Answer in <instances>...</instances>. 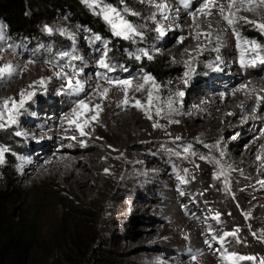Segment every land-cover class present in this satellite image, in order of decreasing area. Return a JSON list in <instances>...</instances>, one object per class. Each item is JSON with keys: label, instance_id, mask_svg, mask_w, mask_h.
<instances>
[{"label": "bare ground", "instance_id": "bare-ground-1", "mask_svg": "<svg viewBox=\"0 0 264 264\" xmlns=\"http://www.w3.org/2000/svg\"><path fill=\"white\" fill-rule=\"evenodd\" d=\"M228 1L216 0V3L224 6ZM156 2L167 4V19L147 0L144 3L140 0H126L123 6L116 8L127 7L138 12L140 15H127L126 18L139 31L142 28L132 21L133 18L147 21L155 29L161 27L165 30L168 37L153 45L149 52L156 55L167 49L165 53L176 64L181 79L167 83L157 79L155 84L159 88L155 89L151 81L145 83L142 73L129 71L123 76L109 75L113 81H131L128 88L131 99L128 103H124L123 86L119 88L109 84L104 78L106 70L97 66L99 58L86 49L83 54L87 57L88 68L97 67V71L96 74L90 72L88 76H82V73L74 77V80L78 78L84 82V90L72 93L67 90L65 81L55 75L61 69L52 68V62L44 67L39 63L28 62L29 51L23 55L20 54V48L10 52L0 43V66L11 63L17 70L12 78L0 80V86H3L0 90V110L5 112L2 122L6 128L14 129L16 126L8 122V116L12 114L7 111L12 107L11 101L6 107L3 102L9 98L18 102L21 90L35 92L31 99L25 97V104L38 101L37 91L41 86L34 85V82L41 78H50L46 84L62 81L65 89L63 93L68 98L66 103L53 99V103L61 104L62 111L50 113L52 127L42 119V114L33 116L30 125L26 126L39 143L33 153L31 149L35 144L25 142L20 148L26 153L22 159L23 168H26L22 180L30 184L47 181L66 184L68 190L82 203H97L100 211L97 213L96 227L103 230L110 214L108 199L112 190L121 189V183L129 180L126 178L130 173L135 174L144 161H147L148 169L155 170L153 163L146 158L148 147L157 143L185 144L186 149L190 150L189 155H192L191 160H185L189 161V167L184 165L171 170L172 183L178 184L172 190L180 192L181 197L176 198L172 192L168 202H175L176 206L166 205L158 209L164 210V214H151L147 217L149 223L143 233L139 234L142 242L130 251L150 249L153 252L158 249L156 242L166 239L168 243L164 245V253L170 250L172 242L176 243L172 255L175 264H229V258H232L234 264H241L237 256L252 257L243 260L261 264L264 261V70L258 68L257 63L262 61V48L256 46L251 49L257 57H253V54L245 55L243 49L238 50V45V51L232 50L233 46H228V43L235 38L229 32L235 25L229 26L217 7H212L211 15H207L208 9L203 8L204 0H187V7L182 0ZM179 6V11H176ZM246 7H253L254 10L246 11ZM261 7L264 4L259 0H252L251 5L246 4L239 11L233 8L232 11L239 18L246 17L250 21L264 24V21L260 22L264 18V12L259 10ZM228 12L229 8L225 15ZM154 15L155 19H151ZM155 29L153 38L158 35ZM87 38H81L82 48L86 44L90 45ZM208 47L219 53L221 59L223 51H227V64L213 71L210 77L196 78L190 66ZM94 50L99 51L98 45L94 46ZM77 56L81 57L80 54ZM70 63L71 60L65 65ZM63 71L72 74L68 66ZM137 84H144V89L136 91L134 86ZM30 85L34 87L29 88ZM97 85L100 91H97ZM104 88L108 89L106 98L102 96ZM149 90L153 91L151 119L142 109L133 106L136 100L142 105L147 104ZM179 93H183V96ZM118 94L120 99L116 100ZM47 100V97H43L41 101ZM79 100H85L89 108L100 105L97 118L90 120L87 126L82 121L94 114L87 109L79 110L85 115L76 117L75 123L65 119L71 116ZM157 106L161 109L160 115H156ZM24 108L19 109L15 120ZM32 109L38 111L41 106L37 104L26 111ZM241 118H246V121H240ZM76 123L88 128L82 137L89 142V146L83 147L80 136L73 135L79 132ZM154 124L159 127H153ZM250 126L252 129H249ZM232 130L235 131L232 135L237 134L238 138L232 140L229 146H222L228 138V132ZM251 140L252 144L247 145ZM207 143L213 146L210 148L212 153L218 152L221 155L219 161L226 165L225 171L214 164H205L203 157L194 153V148L206 150ZM0 149L6 147L0 146ZM230 149L233 153L225 157ZM6 155L7 151L3 153V160ZM238 156L242 157L238 159ZM6 165L5 162L0 164V168L4 169ZM177 173H181L184 180H178ZM168 186L172 187L170 184ZM186 199L190 202L186 203ZM140 205L134 203V209H140ZM260 212L262 215L258 216ZM217 213L219 220L214 218ZM169 220H173V223L166 224L164 230L160 231L157 222ZM225 233H235V236H225ZM146 236H149L147 241ZM159 255L143 252L136 264H172L163 262L165 254Z\"/></svg>", "mask_w": 264, "mask_h": 264}, {"label": "rangeland", "instance_id": "rangeland-1", "mask_svg": "<svg viewBox=\"0 0 264 264\" xmlns=\"http://www.w3.org/2000/svg\"><path fill=\"white\" fill-rule=\"evenodd\" d=\"M74 1L82 7V9L98 18L104 24L107 31L106 33L112 37L114 43L126 47L122 56L125 64L124 62H114L112 60L110 54L111 50L107 45L109 49V63L112 65L113 70H106V74L104 75L106 81L110 80L109 75L115 74L123 76L129 71H132L134 74L142 73L144 75L147 73L144 70L138 69L137 65L140 61L149 60L143 56L140 60H137L135 59V56L140 55V49H145L149 52V49L153 45L162 42L168 37L167 33L163 36H160L158 33L157 38H153L152 33L155 27L150 25L147 21H137L133 18L132 21H134L135 24L143 26L141 27L142 31H140L143 33L142 36H135L130 40L113 36L108 25L100 17L94 15L92 10L82 3L81 0ZM125 2L126 0H123V3H121V0H105V3L110 4L113 7L123 6ZM179 9L180 6L176 11H179ZM227 9L228 3L224 5V14ZM259 10L264 12V7L259 8ZM247 14L255 17L251 12H247ZM68 15L67 11H60V14L54 21L44 23L40 26L38 29V35L40 38H32L20 43L8 39L6 25L0 22V25L4 26V39L0 40V43H2V45L10 52H15L17 48H20V54L23 55L29 51V55L27 56L28 62L39 63L43 67L49 64V62H52L50 65L52 68L55 67L54 69H61L59 65H65L66 62L70 61L69 57L61 59L59 56L60 53L68 52L74 53L75 55L80 54L82 60H80V62L71 60L70 64L74 65L75 68L77 67L76 69L82 68L83 71L80 73V75L83 73L82 76H88L90 72L96 74L97 67L88 68L87 57L83 52L86 49L90 51L94 57L100 59L105 40L95 41L93 37L97 34L81 27V24H71L67 20ZM263 21L264 18L260 19V22ZM233 24L235 25V28L232 29L229 34L235 39L228 43V46H233L232 50L234 51L243 49L245 55L253 54V50L251 49L258 46L262 48L261 60L264 61V31H261L256 26L258 23H248L244 19H239V17L236 16ZM45 26L52 28L53 32L49 34L44 30ZM57 29L66 30V34L61 35L59 31H56ZM163 31L165 32L164 29ZM247 32L255 34L260 40L248 37L246 35ZM237 33L239 34V39L237 38ZM83 36L88 37L87 39L90 42V45L86 44L84 45V48H82L80 42ZM170 42H168V44H170ZM97 45L99 51L94 50V46L97 47ZM237 45L238 50H236ZM166 50L164 49L161 54L156 55L149 52L153 57L151 60H164L166 66L165 70L170 71L168 74L159 77L162 79L159 81L166 83L175 80L180 81L181 73L176 71V64H174L170 57L166 55ZM228 55L227 51H223L222 56L224 59H221L219 53L214 51L211 47H208L204 54L190 66V69L192 72H195L194 77L196 78L210 77L213 71L219 69L221 65L225 63L227 64V60L225 59L229 57ZM252 56L257 57V54H253ZM257 64L258 68L264 70V63L260 61ZM156 80L157 79L155 78V81ZM62 86V81H53L46 84L45 87H40L37 91L38 101L24 105V110L16 119V127L14 129L6 127L0 128V146H4L7 149V155L4 157V162L7 165L4 169L0 168V186L13 184L22 190L37 187L42 191L40 194L43 199L38 206L39 214L35 218L31 216L26 217V222L22 226L25 231L27 245L28 247H31L28 254V264H136V260L140 254L147 251L158 255L165 254V261L163 260V262L175 264L176 260L173 259L172 255L176 243L172 242L170 250L164 253V245L168 243L166 239L158 240L156 242V248L158 249L153 252L150 249H137L132 252L130 250L131 248L137 247L142 242L140 240L141 235L139 234L143 233L149 223L147 217L151 214L156 216L164 214V210L158 209H161L166 205L175 207V202H168L169 195H171L172 192H174L176 198L181 197L180 192L172 190L178 184L175 182L172 183L173 178L171 170L176 169L177 167H183L184 165V167H189V161L185 160H191L192 155H189L190 150L185 151V144L175 145L157 143L148 147L146 158L153 163L155 170L148 169L146 166L147 161H144L142 166L136 170V175L130 173V176L126 178H129V180H125L127 183H121V189L112 190L108 199L110 214L107 218V225L103 230H99L96 227L97 213L100 211L97 203H82L68 190L66 184H60L53 181L30 184L29 182L22 180V176L25 175L24 171L26 170V168H23L24 165L22 159L26 157V153L20 148L25 145V142L28 144H35V147L31 149L33 153L38 149L36 145L39 143V140L33 138L34 136L33 133L30 132V129H26V126L27 124L30 125L31 118H33V116L35 117L37 114L43 115L42 119L49 124V127L53 126L50 113L62 111L61 104L53 103V99H58L60 102H68L67 96L63 93L65 89ZM2 89L3 86H0V90ZM182 92H184V89ZM43 97H47L48 100L44 102L41 101ZM119 99L120 94L116 96V100ZM182 99L184 98L182 97ZM37 104H40V110L36 111L35 109H32L29 112L26 111ZM48 108L51 112L48 111ZM240 121L245 122L246 118H241ZM82 128L83 131L88 129L85 127ZM249 129H252V126H250ZM17 132H20L21 135H16ZM221 132H217V134ZM234 132V130L228 132V138L221 144L222 146H229L232 143V140L238 138L237 134L232 135ZM93 133L95 134V132ZM73 135L80 136V140L83 141V147L89 146V142L84 140L85 138L82 137L80 131ZM252 141L253 140L248 142L247 145H251ZM211 147L213 146L210 143H207L206 150L201 151L194 148L193 151L195 154L203 157L205 164H214L221 170L225 171L226 165L219 161L221 155L218 152L212 153L210 151ZM163 148L167 150L162 151L161 149ZM191 153L193 154V152ZM230 153H233L232 149L228 150V154H226L225 157H228ZM241 157L242 156H238V159ZM25 165L27 166V164ZM177 177L180 181L184 180L181 173H177ZM168 184L172 187H169ZM188 202H190V200L186 199V203ZM134 203L141 204L140 209L135 210L133 206ZM12 214L13 213L10 210L6 212L8 222H11ZM261 215L262 213L260 212L258 216ZM157 223L160 231H163L166 224H172L173 220L167 222L160 221ZM148 239L149 236H146L145 241ZM229 259V264H234L232 258ZM241 264L251 263L241 260Z\"/></svg>", "mask_w": 264, "mask_h": 264}, {"label": "trees", "instance_id": "trees-1", "mask_svg": "<svg viewBox=\"0 0 264 264\" xmlns=\"http://www.w3.org/2000/svg\"><path fill=\"white\" fill-rule=\"evenodd\" d=\"M62 10L68 12L67 20L71 24H81V27L101 36L107 42L114 62L125 63L122 56L126 47L114 43L104 24L74 0H0V22L6 25L8 39L20 43L40 38V26L54 21ZM246 35L260 40L253 33L247 32ZM137 68L158 80L170 72L165 70L162 59L140 61ZM41 192L37 187L22 190L13 184L0 186V264H28L31 247L27 245L22 226L26 217L35 218L39 214L38 206L43 199ZM8 210L13 213L11 222L6 218Z\"/></svg>", "mask_w": 264, "mask_h": 264}, {"label": "snow or ice", "instance_id": "snow-or-ice-1", "mask_svg": "<svg viewBox=\"0 0 264 264\" xmlns=\"http://www.w3.org/2000/svg\"><path fill=\"white\" fill-rule=\"evenodd\" d=\"M82 3H84L89 9L92 10L93 14L100 17L109 27L111 33L113 36L120 37L125 40H130L133 39L135 36H142L143 33H141L137 26L134 25L132 22H130L126 16L127 15H132V16H138L140 15L138 12L131 11L127 7H124L122 9H117L116 7H113L110 4L105 3V0H81ZM141 3H144L145 0H140ZM147 2L154 6L159 14L163 16L164 19H167V16L165 15V12L168 10V6L164 2L157 3L156 0H147ZM184 3V6L187 7L188 3L187 0H182ZM121 3H123V0H121ZM261 4H264V0H260ZM239 4L240 7H236V5ZM246 4L251 5L252 0H229L228 3V8L229 12L227 15L224 14V6L219 5L216 3V0H204L203 8L208 9L207 15H211V8L212 7H217L219 9V14L223 17V19L227 22L229 26L233 25L234 20L236 19L235 11H239L240 8H243ZM235 8V11H232V9ZM246 11H252L254 10L253 7H246L244 8ZM200 11V9H198ZM151 19H155V15L153 17H150ZM239 19H244L248 23L256 24L254 21H248L246 17H241ZM261 31H264V24H257L256 25ZM140 27H143L142 25ZM4 26L0 25V40L4 39ZM45 31H47L49 34L53 32L52 28H49L48 26H45ZM56 31H59L61 35L66 34V30L64 29H57ZM157 33H159L160 36H163L165 33L161 27H157L155 29ZM210 35V34H206ZM237 38L239 39V34L237 33ZM95 41H102L103 38L99 35H95L93 37ZM108 52L109 49L107 47V42H104V48L102 55L100 56V59L97 60V66L99 68H103L107 71H112L113 67L109 63V58H108ZM140 55H136L135 59L140 60L141 57H146L148 60H151L153 57L152 55L145 49H140L139 50ZM60 58L63 59L64 57H69L70 60H82V57H79L75 55L74 53H68V52H62L59 54ZM264 63V61H261ZM61 68V71L56 72L55 75L58 78H61L65 81L67 90L72 92V93H80L84 90V84L76 78L74 80V77H78L80 73L83 71L82 68L76 69L74 65H59ZM65 66H68L72 69V74H69V72H64L63 68ZM17 74L16 67L13 66L11 63L4 64L0 66V80L3 79H10L14 75ZM187 75V74H186ZM48 79L50 78H41L39 81L34 82V85L38 84L41 87H45L46 83L48 82ZM143 80L145 83L151 81L153 84V87L155 89L159 88V85L155 84V78L151 76L149 73H145L143 76ZM109 84H114L115 86H123V91L125 95V100L124 103H128L129 100L131 99L128 96V88L131 86V81L130 80H119V81H113V80H108L107 81ZM34 85H30L29 88H33ZM136 91H142L144 89V84H137L134 86ZM97 91H100V86L97 85ZM108 92L107 88H104L102 90V96L103 98H106V94ZM35 95L34 91H27V90H21L20 92V100L17 102L12 98H9V100H5L3 102V105L6 107L9 102L11 101V108H8L7 111L12 113L11 115L8 116V122L9 123H16L15 120V115L18 114L19 109L23 108L25 105V97L28 99H31L32 96ZM178 95H183V93H179ZM153 103V91L149 90L148 96H147V104H141L139 100H136L134 103V107H138L142 109L145 112V115L151 119V114H150V106ZM81 109H87L89 112L94 113L92 116L87 117L82 121L84 126H87L90 120H95L98 115V110L100 109V105H94L92 108L88 107V104L85 102V100H79L76 104V107L72 109L71 116H66L65 119L69 120L70 123H75V118L76 117H83L85 113L83 111H79ZM161 109L157 106L156 107V115H160ZM4 115L5 112L4 110H0V128L5 127V123L2 121L4 120ZM153 127H159V125L154 124ZM76 128L77 130L80 131L81 135H85L83 128L81 127L80 123H76ZM16 135H21L20 132H17ZM179 139V138H177ZM188 149H185L187 151ZM7 151V149H0V164L4 163L3 160V153ZM260 159V157H257ZM215 219L219 220V213L216 214L214 217ZM238 231V230H237ZM232 235L235 236V233H225V236ZM195 259V257H193ZM236 259L238 260H243V259H253L252 257H239L237 256ZM261 264H264V261L261 262Z\"/></svg>", "mask_w": 264, "mask_h": 264}]
</instances>
